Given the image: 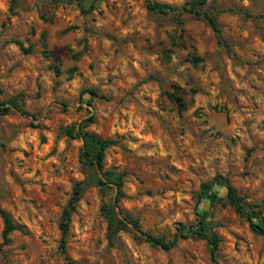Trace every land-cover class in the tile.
<instances>
[{"label":"rangeland","instance_id":"rangeland-1","mask_svg":"<svg viewBox=\"0 0 264 264\" xmlns=\"http://www.w3.org/2000/svg\"><path fill=\"white\" fill-rule=\"evenodd\" d=\"M201 10L225 43L202 14L160 13L146 0H0V102L18 95L28 111L0 115V206L16 226L4 244L0 217V264H264V233L226 202L220 182L195 207L201 183L217 175L264 204V0H207ZM90 114L88 129L114 140L104 167L123 173L117 209L167 240L198 212L219 238L214 255L206 239L164 249L130 229L109 245L104 196L89 186L65 258L58 222L85 169L81 139L62 128ZM253 219L264 226V209Z\"/></svg>","mask_w":264,"mask_h":264},{"label":"trees","instance_id":"trees-1","mask_svg":"<svg viewBox=\"0 0 264 264\" xmlns=\"http://www.w3.org/2000/svg\"><path fill=\"white\" fill-rule=\"evenodd\" d=\"M206 1L207 0H188L181 6H175L155 0H146V7L149 10L158 11L160 13L176 12L179 15L182 13H191L194 15L202 14L214 31L218 41L225 43L215 15L209 13L208 11L201 10V7L206 3ZM80 9L82 12L90 10V8H85L82 4H80ZM176 19L178 22H181L179 18ZM41 37L45 39L44 33H42ZM17 43L24 52H30L32 50L31 46L25 48L21 42L17 41ZM44 53L47 54V51L45 50ZM197 60V57L192 58L194 63L197 62ZM54 69L55 72L58 73L59 69L57 66H54ZM82 92H88L91 96H97V92L93 88L84 89ZM174 100L177 102L179 107H183V100L180 95H177ZM90 102L91 100H88V103ZM11 109H14L22 114H28V111L24 108L23 104L19 102L18 95L10 96L6 100L0 102V115L8 113ZM93 119V114H90L81 120L65 125L62 128L65 135L81 139L82 146L79 158L85 169V177L81 180L75 181L72 185L70 196L61 211L60 220L58 222L61 234L59 239V248L65 258L70 262L66 253V235L69 231L71 215L75 211L77 203L83 195L85 189L89 186L98 187L104 196L100 206V211L106 221V237L109 245L114 244L116 236L120 231L130 229L135 233L143 235L144 239L151 245L159 246L164 249H170L179 239L187 237L206 239L211 244L212 255H214L219 238L216 234H211L210 236L206 234L205 221L200 217L198 212H196L197 218L195 223H178L174 235L171 239L167 240L163 236H157L149 232H144L136 218L125 213L123 210L117 209L116 202L119 201L123 193V173L112 168L104 167L105 150L114 143V140L111 138L100 137L90 131L88 126L93 122ZM216 181L220 182L226 189V202L238 215L242 216L248 222L250 229L254 232L264 233V226L253 219L254 214H257L260 210L264 209V204L245 200L244 197L238 193L237 189L233 186L230 180L225 176L217 175L212 180L201 183V190L197 194L195 207H197V204L200 202L203 193ZM109 190H114L115 193L113 197H109L107 199ZM0 217L3 223V243L7 244L10 241L9 235L16 228V226L14 225L9 213L1 206ZM128 224L131 225V228Z\"/></svg>","mask_w":264,"mask_h":264}]
</instances>
